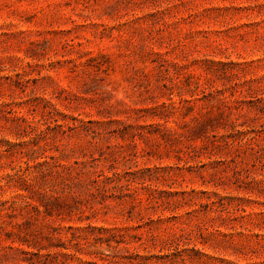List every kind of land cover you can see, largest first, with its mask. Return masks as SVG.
Masks as SVG:
<instances>
[{
  "label": "rangeland",
  "instance_id": "rangeland-1",
  "mask_svg": "<svg viewBox=\"0 0 264 264\" xmlns=\"http://www.w3.org/2000/svg\"><path fill=\"white\" fill-rule=\"evenodd\" d=\"M0 264H264V0H0Z\"/></svg>",
  "mask_w": 264,
  "mask_h": 264
}]
</instances>
